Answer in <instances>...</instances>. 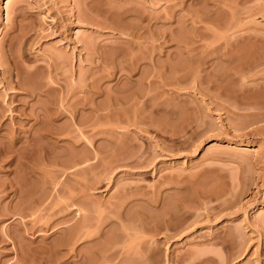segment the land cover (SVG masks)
Here are the masks:
<instances>
[{
  "label": "rangeland",
  "instance_id": "obj_1",
  "mask_svg": "<svg viewBox=\"0 0 264 264\" xmlns=\"http://www.w3.org/2000/svg\"><path fill=\"white\" fill-rule=\"evenodd\" d=\"M0 264H264V0H0Z\"/></svg>",
  "mask_w": 264,
  "mask_h": 264
},
{
  "label": "bare ground",
  "instance_id": "obj_2",
  "mask_svg": "<svg viewBox=\"0 0 264 264\" xmlns=\"http://www.w3.org/2000/svg\"><path fill=\"white\" fill-rule=\"evenodd\" d=\"M2 10V9H1ZM4 22V21H3Z\"/></svg>",
  "mask_w": 264,
  "mask_h": 264
}]
</instances>
